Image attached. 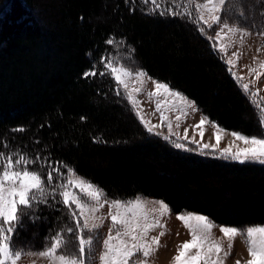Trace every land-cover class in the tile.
<instances>
[{"label": "trees", "instance_id": "trees-1", "mask_svg": "<svg viewBox=\"0 0 264 264\" xmlns=\"http://www.w3.org/2000/svg\"><path fill=\"white\" fill-rule=\"evenodd\" d=\"M184 2L160 0L177 11ZM255 3L261 31L264 0ZM151 7L142 0H0V150L6 143L63 161L110 199L139 194L226 226L264 225V164L174 147L149 133L111 76L99 74L102 56L131 54L221 127L261 134L248 95L213 51L214 26L202 35L187 16L149 14ZM110 38L117 43L107 44ZM93 65L97 74L85 77ZM35 215L17 227L15 247L42 250L46 237L70 223L60 204H42Z\"/></svg>", "mask_w": 264, "mask_h": 264}, {"label": "snow or ice", "instance_id": "snow-or-ice-1", "mask_svg": "<svg viewBox=\"0 0 264 264\" xmlns=\"http://www.w3.org/2000/svg\"><path fill=\"white\" fill-rule=\"evenodd\" d=\"M227 2L228 0H185L183 11H177L172 8L163 9L160 0H142V3L152 5L148 9L149 14L159 10L161 16H187L198 26L202 35L206 31L205 26L207 29L217 26L216 38L227 40L228 43L218 45L213 37H208L213 40V51L225 61L229 73L248 95L261 129L259 135L231 132L233 143L219 150V157L240 163L247 161L264 164V99L259 97L258 90L252 91L250 84L242 83L243 77L237 75L235 68L240 53L233 52L231 56L227 54L228 48L235 44L233 36L239 35L240 42L243 43V37L251 33L247 28H241L239 23L228 22L232 12L225 8ZM222 13L226 14L223 19ZM240 16L243 17V13H240ZM257 34L264 36V30ZM106 43L113 45L117 42L110 38ZM119 43L122 44L123 41ZM100 63L104 70L99 74L111 76L117 89H123L133 112L149 133L161 135L154 129L166 125L168 135L163 136V139L171 142L174 147L199 150L201 154H216L217 146L223 139L221 133H225L226 129L202 115L200 121L192 128L198 132L202 141L205 125L211 124L215 129L213 137L216 143H201L194 137L189 139L187 128L181 138L173 131L172 122L166 115L167 110L172 108L187 117V108L198 111L193 101H188L182 93L171 89L167 83L148 77L142 69L133 72L120 62L119 56H102ZM249 73H255L258 80L264 75V62H259V70L249 67ZM96 74L95 65L92 70L84 73L85 77ZM131 78H135L140 85L145 83V78L152 80L154 91L147 95L150 100H156L155 107L161 114V124L152 125L144 119L139 107L140 102L136 99V95L143 89L136 87L129 90L128 81ZM161 94L166 98H173L172 104L162 103L159 100ZM117 95H121V92L117 91ZM177 100L181 104L178 105ZM180 118L178 115L177 128L180 126ZM173 136L176 137L175 140L172 139ZM185 141L195 144L196 149H188ZM235 141L245 146H235L236 150L233 151ZM2 148L7 151L0 150V264H18L25 255L46 259L48 264H93L95 260H98V264H149V258L161 247V238L168 232L164 218L171 215L170 206L163 200L150 202L139 194L127 199H108L102 188L80 176L72 166L63 161H53L49 156L41 157L39 153L33 157L19 150H11L6 143ZM209 149L212 150L210 153L206 151ZM149 203L157 204L159 208L150 209ZM42 204L49 207L53 204L62 205L67 210L70 223L46 237L42 250L26 251L24 248L15 247L13 236L17 233V227L22 226V219L25 216L33 222L40 219L35 215V211ZM105 205L108 206L107 216L98 215ZM176 218L188 229L191 238L177 245L171 264H225L237 237H243L247 247L248 259L244 264H264V225L244 228L221 226L219 230L223 239H217L213 236L216 225L207 216L185 210L177 213ZM105 219H110V224L107 234L101 238L98 230L104 226ZM156 229H160L159 235H150ZM224 240L227 241L226 248ZM96 245L100 246L98 255ZM235 264H241V261L237 260Z\"/></svg>", "mask_w": 264, "mask_h": 264}, {"label": "rangeland", "instance_id": "rangeland-1", "mask_svg": "<svg viewBox=\"0 0 264 264\" xmlns=\"http://www.w3.org/2000/svg\"><path fill=\"white\" fill-rule=\"evenodd\" d=\"M225 8L231 10L232 19L235 18L234 16H237L238 18V19L236 18L237 21L239 20V22L242 23V24L239 23V26L241 28H247V30L251 33V35L243 37V43L240 42L239 35L233 36L232 40L235 41V44L234 46L228 48L227 54L228 56H231V53L233 52L240 53V58L235 68L237 75L243 77L242 83L250 84L252 91L258 90L259 97L261 99H264V75H261L260 78L257 80L255 73H252V74L249 73V67L257 68L259 70V62H264V36L257 34L258 32H260L259 30H256V27L260 25L259 23L260 16H259L258 9L256 8L255 0H228V2L225 5ZM240 13H243V17L240 16ZM225 15H226L225 13H222V19L225 18ZM232 19H230V17L228 18V22L230 24L238 23L236 21H232ZM214 28L215 29H214L213 36L216 40V43L218 45L221 43L227 44L228 43L227 40L216 38L215 33L218 30V28L217 26H214ZM232 58L235 59V57H232ZM120 62L124 66L130 68L133 72L142 69L140 65L138 64V62L131 56V54H125V56L123 57L122 60H120ZM148 77H151L152 79L157 80L150 75H148ZM128 83H129V90L136 88V87H142L143 89L138 95H136V99L140 102L139 107L142 110V115L144 116V119L149 121L150 124L152 125L161 124V119H160L161 114L160 112L156 111V107H155L156 100L155 99L150 100L147 95L149 92L154 91V85L152 83V80H148L147 78H145V83L143 85H140L135 78H131L129 79ZM121 90L123 91V89ZM173 90L178 91L176 89H173ZM183 96H185L188 101H193L191 98H189L185 94H183ZM159 100L162 103H167L169 105H171L173 102V98L171 97L166 98L163 94L159 96ZM176 103L178 105L181 104V102L178 100L176 101ZM194 105H195V108L198 109V111H193L192 108H187L186 109L188 113L187 117H184L182 113L172 108H169L167 110L166 115L172 122L173 131L177 132L181 138H183L184 130L187 128L189 129L188 131L189 139L194 137L197 141H201V138L198 135V132L195 131L192 128V126L196 125L200 121L202 115L203 116H206V115L201 112V110L198 108L195 102H194ZM178 115H180L181 117L179 121V125H180L179 128L176 127ZM226 130L227 131L225 133H221V135L223 136V139L217 146L218 153H219V150L224 149L228 147L230 143H233V137L230 135V133L233 132V130H228V129ZM154 131L161 133L162 136L168 135V128L166 125L156 128L154 129ZM214 131L215 129L213 128L211 124H206L205 125V136L203 140L201 141V143L215 144L216 141L213 137ZM172 138L176 139L175 136H173ZM235 146H239L242 148L245 145H243L239 141H235L233 151L236 150ZM143 198H145L146 200L150 202L162 200L160 198H155V197H143ZM148 207L150 209L151 208L158 209L159 205L149 203ZM107 212H108V206L105 205V207L100 210L98 215L107 216ZM177 213H180V212H174L171 209L170 217L164 218V223H166L167 225L168 232L165 236L161 238V247L159 248V250L156 251L149 258V264H171L172 258L176 255L177 245L191 238L188 232V229H186L183 226L182 222L176 218ZM193 213L206 216L205 214L200 213V212H193ZM211 221L216 225V227L213 229V236L217 239H223L222 234L220 233L219 229L221 226H226V225L219 224L213 220ZM109 224H110V219H105L104 226L98 230V233L101 238H103L107 234ZM159 231L160 229H156L153 232H151L150 235L152 236L159 235ZM223 242L226 248L227 241L224 240ZM99 250H100V246L96 245V255H98ZM247 259H248L247 247L243 242V237H237L234 242L232 253L225 261V264H235V261L237 260H240L241 264H244V261H246ZM33 261H35V264H48V261L46 259L39 258V257H30L27 255L22 257V259L18 262V264H33ZM93 264H98V260L93 261Z\"/></svg>", "mask_w": 264, "mask_h": 264}]
</instances>
